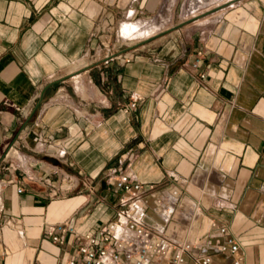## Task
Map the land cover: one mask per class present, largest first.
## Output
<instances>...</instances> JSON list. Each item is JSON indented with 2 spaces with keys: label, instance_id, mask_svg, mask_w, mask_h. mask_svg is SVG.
Segmentation results:
<instances>
[{
  "label": "crops",
  "instance_id": "1",
  "mask_svg": "<svg viewBox=\"0 0 264 264\" xmlns=\"http://www.w3.org/2000/svg\"><path fill=\"white\" fill-rule=\"evenodd\" d=\"M181 2L0 0V264H65L79 236L49 227L115 223L122 173L155 231L202 244L224 225L243 264H264V0L108 53L124 22L172 20Z\"/></svg>",
  "mask_w": 264,
  "mask_h": 264
},
{
  "label": "built area",
  "instance_id": "2",
  "mask_svg": "<svg viewBox=\"0 0 264 264\" xmlns=\"http://www.w3.org/2000/svg\"><path fill=\"white\" fill-rule=\"evenodd\" d=\"M197 53L202 55L200 51ZM128 61L129 57L121 55L122 64ZM137 102L130 101L124 111L135 109ZM33 107L34 102L27 107H17L21 121L28 118ZM47 153L52 157H63L64 150L60 144H49ZM114 183L115 192L120 194L119 206L123 209L119 211L116 222L103 226L100 234L97 230L79 234L69 220L49 227V235L54 242L60 243L61 234L79 236L75 255L68 258L65 264H222L216 259L217 255L229 260V264H243L240 242L227 226L213 224L211 239L207 243L196 244L170 238L144 223L146 203L140 197L142 183L125 173L118 174Z\"/></svg>",
  "mask_w": 264,
  "mask_h": 264
},
{
  "label": "rangeland",
  "instance_id": "3",
  "mask_svg": "<svg viewBox=\"0 0 264 264\" xmlns=\"http://www.w3.org/2000/svg\"><path fill=\"white\" fill-rule=\"evenodd\" d=\"M210 1L211 0H209L207 3H209ZM207 3H202L200 0H182V2L180 3V6H179L180 10L178 9L179 15L174 17L172 20L168 19V21L167 20L164 21V26L161 27L160 29H158L157 32L160 33L162 31H166L168 28L174 27L177 24H180L182 21L188 20L187 18L192 16V14H194L193 13V11H194L193 5L194 4L196 6H198L200 4L199 6L201 7V6L206 5ZM197 11H199V10H197ZM156 19H157V17L153 18L152 20H147L145 23L148 24V25H151V24H153V22ZM194 20L195 19L192 20V22H191L192 24H195ZM143 21H145V20H141V21L140 20H138V21L134 20V21H127V22H134V23L139 22V23H141ZM125 23L126 22H124V24ZM124 24H122L121 27L119 26V28H117V30L114 32V35H113L112 39H113V41H116L117 44H116L115 47H111V49H110L111 51L108 52L109 54L113 51V52H115L116 55H119V54L125 53V52H127V51H129L131 49L139 48V46L146 45V44H140L141 41H144L145 39L150 38L151 33L150 34H147V33L143 34V32H139V33L136 32L133 35H128L127 36L124 33V27H123ZM187 27L189 29V26H187Z\"/></svg>",
  "mask_w": 264,
  "mask_h": 264
},
{
  "label": "bare ground",
  "instance_id": "4",
  "mask_svg": "<svg viewBox=\"0 0 264 264\" xmlns=\"http://www.w3.org/2000/svg\"><path fill=\"white\" fill-rule=\"evenodd\" d=\"M202 3H207L209 0H200ZM241 0H211L209 3H207L204 6H195L193 5L194 11L192 16L188 17L187 19H195L194 23H202L209 21V19L213 17H217L221 15L225 10L228 8L233 7L234 5H237V3ZM197 2V1H196ZM199 2V1H198ZM200 3V2H199ZM166 7V6H165ZM188 7V6H187ZM199 10V11H197ZM168 18V17H167ZM168 21L165 17H157V19L153 22V24L148 25L143 21L141 23L137 22H126L124 27V33L128 35H133L136 32H143L150 34V38L156 35L158 32L157 30L164 26V21ZM141 21V20H140ZM160 31V30H159ZM148 39V38H147ZM146 40V39H145Z\"/></svg>",
  "mask_w": 264,
  "mask_h": 264
},
{
  "label": "water",
  "instance_id": "5",
  "mask_svg": "<svg viewBox=\"0 0 264 264\" xmlns=\"http://www.w3.org/2000/svg\"><path fill=\"white\" fill-rule=\"evenodd\" d=\"M191 22H192V19H188V20L182 21L180 24H177V25L174 26V27L168 28L166 31H162V32H160V33L154 35V36L151 37V38H148V39H146V40H144V41H141L140 44H147V43H150V42L153 41V39L158 38V37H161V36H164V35H167V33L174 32V31H176V30H179V29H181V27H183V26H185V25H187V24H189V23H191ZM114 56H117V55L115 54ZM58 82H59V80L55 81L54 83H51L50 85H48V86L42 91V93H41V97H40V100H39V101H40V104H41L42 101H43V97H44L46 91H47L49 88H51L52 86H54L56 83H58Z\"/></svg>",
  "mask_w": 264,
  "mask_h": 264
}]
</instances>
